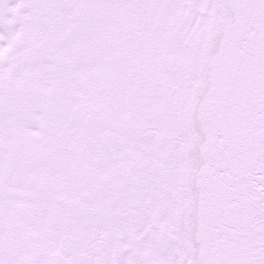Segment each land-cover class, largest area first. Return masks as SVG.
<instances>
[{"label": "snow or ice", "instance_id": "obj_1", "mask_svg": "<svg viewBox=\"0 0 264 264\" xmlns=\"http://www.w3.org/2000/svg\"><path fill=\"white\" fill-rule=\"evenodd\" d=\"M0 264H264V0H0Z\"/></svg>", "mask_w": 264, "mask_h": 264}]
</instances>
